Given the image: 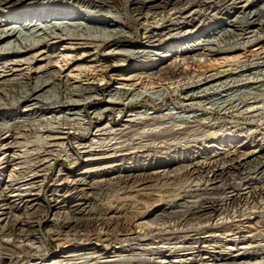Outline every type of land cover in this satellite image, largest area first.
Instances as JSON below:
<instances>
[{
  "label": "bare ground",
  "instance_id": "1",
  "mask_svg": "<svg viewBox=\"0 0 264 264\" xmlns=\"http://www.w3.org/2000/svg\"><path fill=\"white\" fill-rule=\"evenodd\" d=\"M38 1L0 0V12L13 15L11 19L16 23L36 18L37 22L41 18L49 21L39 25L28 21L27 25L0 30V98L7 99L11 92L16 95L10 96L11 102L0 104V112L7 110L9 103L16 105L0 113V148H6L3 154L12 153L3 164L13 168L6 175L0 171V264L9 263L13 255L39 256L49 251V244L39 236V216L45 210L38 197L45 191L53 167H62V158L74 165L81 154L87 157L84 169L70 176L59 171L54 177L58 185L48 191L49 198L56 199L50 207L52 229L46 234L58 242L59 251L46 260L47 264H264V144L259 143L255 150L247 146L241 152L226 150L228 143L236 139L235 133H224L218 138L208 133L204 140L195 141V133L214 130L211 121L206 122L205 115L196 112H172L175 108L161 117L131 113L129 120H123L125 110L141 98L139 93L126 90L106 93L108 98L102 109L88 108L101 96L97 87L76 86L66 78L60 79L58 71L52 70L54 53L48 48L60 41L70 45L94 44L96 49L114 42L112 54L126 61H151L147 66L152 67L173 53L196 49L207 56L223 46L240 47L264 36V0L131 1L123 16L137 25L136 35L145 43L136 50L133 45L119 43L123 38H133V33L116 22L120 12L112 0H70L60 6L55 0H45L35 7ZM191 2H196L193 8L178 12ZM16 6L24 7L16 10ZM232 12L241 15L219 20L205 32L202 26L206 21L212 23ZM172 14L178 17H165ZM167 19L170 26L181 27L176 30L178 33L171 35L169 26L164 27ZM21 28H28L30 35L23 34ZM199 32L206 33L205 38L185 44ZM38 48L45 50L26 57ZM155 48H162L161 54L147 51ZM38 59L46 64L29 73L20 70V66L37 63ZM240 69L235 76L251 71ZM167 71L164 74L179 76ZM221 73L187 84L181 105L198 106L214 115L247 118L261 112V101L256 98L240 99L229 94L258 81L227 82L225 78L230 75ZM18 85L22 91L16 94L13 88ZM19 105H23V110L17 120L11 110ZM44 114L49 117L42 118ZM95 120L104 122L96 125ZM168 121L173 124L145 131ZM138 125L142 128L133 130ZM36 133L41 134L37 138L42 143L24 152L27 158L35 157L25 159L16 172L14 167L19 163L12 164L17 160L14 146L25 147L26 143L22 145L18 139ZM72 136L79 152L69 143ZM180 138L194 140L198 146L196 155L171 157L173 154L169 153L165 155L169 159L148 163L145 156H138L139 150L147 153ZM209 139L213 143L210 146ZM46 140L52 142L49 147H44L50 144ZM207 148L222 153L205 154ZM136 150L137 153L127 155ZM139 158L144 159L142 164L134 161ZM125 160L134 162L125 166ZM160 182L165 187L162 194L155 201L144 200L141 209L122 203L136 187L146 189ZM169 186L176 187L168 190ZM69 198L72 203L67 201ZM114 203L118 205L113 207ZM158 203L163 206L157 208Z\"/></svg>",
  "mask_w": 264,
  "mask_h": 264
},
{
  "label": "rangeland",
  "instance_id": "2",
  "mask_svg": "<svg viewBox=\"0 0 264 264\" xmlns=\"http://www.w3.org/2000/svg\"><path fill=\"white\" fill-rule=\"evenodd\" d=\"M112 1L114 2L116 9L120 12V19L116 18L115 19L116 22L126 32L133 33V38H125V39L123 38L119 40V43H121L122 46H125L127 44L133 45L134 47L132 46L133 47L132 49H135V50L140 47L145 46V43L141 39V37L136 35L137 25L132 20L131 21L127 20L126 17L123 16L124 10L130 9L129 3L135 0H112ZM199 1H196V2H199ZM44 2L46 1L45 0L38 1L35 7H39ZM55 2L60 3L59 4L60 6L62 4H68L70 0L69 1L55 0ZM196 2H191V4H189L190 5L189 7L187 8L186 6L185 8L182 7L183 9L181 8V10H178V12L179 13L184 12V11L186 12L188 9H190V7L193 8ZM22 7L24 6H16L14 7V9L19 10V9H22ZM10 11H14V10H10ZM178 12H175V13H178ZM240 15H241L240 12L239 13L232 12V13L227 14L226 16L218 17L215 20L216 22L214 21L212 23H209L205 20L206 22L203 24L202 27L207 33V31H209L212 27L216 26L215 24H217L219 20L228 21V20H232L233 18L235 19ZM11 17H14V16L13 15L9 16L8 14L4 15L3 12H0V30L7 29L10 26H18V24L21 26L27 25L29 24L28 21L30 22L32 21L33 24L36 23L38 25L41 23L48 24L49 22L48 18H41L39 19L38 22L36 18L34 20H25L26 23L25 22L16 23V21L12 20ZM165 17L166 18H176L178 17V15L172 14L171 17H168V16H165ZM195 18H200V17H195ZM107 20H110V18H107ZM113 20L114 19L112 18L111 21ZM166 21L164 23L165 25L164 27L169 26L168 27L169 30L172 31L171 35L178 33L176 32V30L180 29L181 27L179 26L174 27V25L170 26L172 25V23L170 24V22H168V19ZM148 28L151 29L152 27H148ZM21 31L26 36H29L31 33L28 31V28L26 29L21 28ZM206 33L204 34V33L199 32L195 35H192L191 38L188 39L189 41L188 40L185 41V44L192 45L197 40L203 37L205 38ZM212 34L213 33H210L209 35H212ZM171 39L174 40L176 38H171ZM217 39L218 37L215 38V40ZM171 43L170 45H172ZM78 44L80 43L78 42V43H73V45H70V43H66L65 41H60L54 45L52 44L48 45L49 50L52 53H54L53 58H52V64H51L53 69L52 68L51 69L53 71L54 70L58 71V75L60 79L66 78L70 80L72 83H74L76 86L97 87L99 91L98 94L101 96L98 97L99 99L98 101H94L93 103L88 104V108L102 109L104 108L105 101L108 98L106 93H109V91H113V90H119V91L126 90V91L131 92L132 94L139 93L141 98H139L136 104H134L131 108H128L125 110L126 117L123 118V120H127V119L129 120L127 116L130 115L131 113L133 114L139 113V115H144L146 113H153L152 116L161 117L162 114H166L168 112V109L171 110L175 108L177 110H173L172 112H177V113H180L181 115L182 114L188 115L192 112H196V114H199V115L204 114L205 115L204 119L206 122L211 121L210 124L213 126L214 130L209 131L202 135L195 133L196 134V136H194L195 139L193 138L195 141L204 140L205 136L208 133H210V135H212L213 133L214 135L217 136V138L221 137V135H223L224 133L225 135L230 134V133H235L237 135L236 139L233 140V143H230V144L228 143V147L226 150L241 152L244 148H246V146L248 148L250 147V150H255L258 148L257 146L259 143L264 144V110H262L264 109V101H263L264 100V81L262 80L264 79V77H262L264 76V73H263L264 67L262 68V66L264 65L263 64L264 63V36H261L260 39L256 41L254 40V42L252 41L251 43L249 42L248 44H245L244 46H240V47L236 46L237 48L230 45V46H227V49H226L225 48L226 46L225 47L223 46L224 49L222 48L218 52L209 54L207 56H202L201 54H203V52L201 51L197 52L198 50L196 49H195L196 51L192 50L185 54L173 53L166 58L160 59L161 61L158 63L159 65H157L156 67L147 66L151 64V61L146 62V63L143 62L145 60H142L141 62L140 61H130V60L126 61L123 58L114 55V53L112 54V50L114 49V46H115L114 42L105 44L99 49H96V46L94 44L92 45H78ZM125 49L127 48L125 47ZM161 49L155 48V49H149L147 51L152 52V53L161 54L162 52ZM41 50L43 49L41 48L35 49L29 52L26 55V57L29 58L33 55L39 54ZM151 58L156 59V57L154 56H152ZM55 61L56 63H54ZM45 64H46L45 61H40L38 59L37 63H33L31 65L24 64L20 66V70L26 73H29L31 70H34L38 66H43ZM240 68H243L242 70L250 68L251 71L246 72V74L244 73V74L235 76L236 73L241 71ZM167 70H170L171 72H175L179 76L173 77V76H170L169 74H164V72L165 73L168 72ZM216 73H221V74L225 73L224 75L228 73L227 75H230V76L225 78L227 82H234V81L236 82V80L237 81L241 80V81H246V82L247 81L257 82L258 81L257 84L251 85L249 87H243V89L239 88L236 91V93H235V90H233V92L231 91L229 94L234 93L232 95H236V98L240 97V99L256 98V100L261 101L259 104V107L260 105L262 106V109L260 110L261 112L256 113L254 117L247 118V117L236 116V114H229V115L215 114L214 115L211 111L204 110L198 106L186 107V106L181 105L182 97H183V94L185 93L184 89L186 88L187 84L190 85V83L192 82L195 83L197 81H201L202 79L208 76L214 75ZM259 73L261 74L259 75ZM252 77L254 78V80ZM234 78L236 79L234 80ZM13 89H15L13 91L16 92V94L22 91L20 85L14 87ZM9 94H8L9 97L7 99L0 98V104H6L7 102L5 100H8V102H11L12 98H10V96L11 97L12 95L16 96L14 95L15 93H12V92ZM244 96L247 98H245ZM15 106H16L15 104L9 103V106H7L8 107L7 110H9V108L10 109L15 108ZM7 110L2 111L0 113L4 114V112H8ZM21 110H23V105H19L17 109H13L11 110L12 112L11 111L10 112L15 113L17 120H19V117L21 116L18 114L20 113ZM39 115L41 114L40 113L37 114L38 119H40ZM45 117H49V115L44 114L42 116V118H45ZM107 118L108 117H106V119ZM94 122L96 125H98L104 122V120H101V121L95 120ZM172 124H173V121H168V124L166 125H163V126L155 125L152 127H147L145 131H147V129L149 128L157 131V130L163 129L164 127L172 125ZM134 128L133 130H138L142 128V126L138 125L137 127H134ZM40 135L41 134L36 133V134H31L29 136L27 135V137L25 136L24 139L23 138L18 139V142H20L22 145H24L23 143H26V146L19 148V146L16 145L14 146L15 148H13L14 152L16 153L15 156L17 160L12 164L19 163L18 164L19 166H17V168L14 167L16 172L18 171L19 167L22 166V163L24 162L25 159H26L25 161H27L35 157V156L30 155L31 157L29 156L27 158V156L25 157V153L26 151H32L36 149L38 146H40L42 141L40 142V139L37 138ZM245 136H246V140H244ZM84 140H82L83 143H84ZM194 140H191V138H189L186 141H184L180 138L178 141L173 142V143L172 141H170L166 146H163V148L158 147L156 149H153V151H150L147 153L146 152L143 153L144 152L143 150H139L138 156L139 157L142 155L145 156L146 163L155 162V161L160 162L165 159H169L168 156H165V155H168L169 153H171V155L173 154L171 157L179 156L183 154L192 157L196 155V152L198 151L197 149L198 146L197 147L195 146L193 142ZM207 141L209 142V146L210 144H213V143H210L212 142V140L209 139ZM47 142L50 143V141L46 140L45 143ZM69 143L74 147L75 151L79 152L75 137L72 136ZM51 144L52 142L50 144H45L44 147H49ZM194 146L196 147V149L193 148ZM3 148H0V158H1L0 171H2L4 175H6L13 168L10 165L3 164L5 162L4 158L7 159L8 155H11L12 153L11 151H8L3 154V152L6 150V148L4 149ZM62 148H64V146H62ZM216 148H211V149L207 148L208 150L206 151L205 154H209V155L213 154L212 156H214L216 153H222V151H217ZM55 149L56 148L54 147V150ZM58 150H59V147H57L56 151ZM135 152L137 153V150L131 151L127 155L128 156H130V154L133 155V153ZM68 155L70 156L72 155V153H68ZM86 158H87L86 156L81 154L78 158V161L74 165H70L68 161L64 162L63 161L64 158H62L61 159L63 162V163L61 162L62 167H60L59 164L53 167L52 171L50 172V176L48 177L45 183V191L41 192L38 197L40 203L43 205L44 210H45V213L39 216V221H40L39 223L42 225L40 227L41 232L39 236L42 237L45 243L49 244V251L46 254H43V255L41 254L39 256L29 254V253L13 255L11 257V260L7 264H34L37 262L39 264H47L46 260H48V258L51 255L59 251L58 242L52 239L51 237L47 236L46 234L47 230L52 229L53 216L51 214L50 207L54 204L53 202L54 199H56L53 197L50 199L48 191L53 187V185H58L57 183L54 182L55 181L54 177L55 175L58 174L59 171L63 176H70V175L78 174L80 170L82 171L84 169V165H87ZM71 159H74V158L72 157ZM143 160L144 159L139 158L134 161L136 163L140 161L141 163L139 162V164H142ZM134 161L125 160L124 161L125 166L131 165ZM119 164L120 163H118V165ZM98 166L94 168L97 169ZM102 166L104 167V164H102ZM88 169H91V167ZM157 184L152 183L148 188H146L147 190L136 187L130 192V195H129L130 197L125 199L122 203L125 206L133 205L137 207V209L138 208L141 209V205L143 204L144 200H145L144 202H146V200L150 201V199L151 201H155L159 198V195L162 194L161 192L165 188L164 184L163 182H160ZM169 187L170 189L168 188V190H171V189H174L176 186L173 188L172 186H169ZM67 201L71 203L73 202V200H71L70 198L67 199ZM116 205L118 204L114 203L113 207H115ZM157 205H158L157 208L163 206L162 203H158ZM20 217H23V216H20ZM235 251L236 250L232 252H235Z\"/></svg>",
  "mask_w": 264,
  "mask_h": 264
}]
</instances>
